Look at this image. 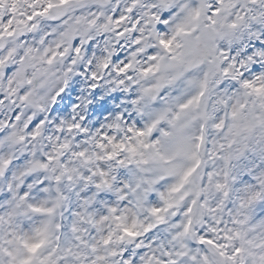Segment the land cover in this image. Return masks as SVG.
I'll return each mask as SVG.
<instances>
[{
  "label": "snow or ice",
  "instance_id": "6c2138e0",
  "mask_svg": "<svg viewBox=\"0 0 264 264\" xmlns=\"http://www.w3.org/2000/svg\"><path fill=\"white\" fill-rule=\"evenodd\" d=\"M0 264H264V0H0Z\"/></svg>",
  "mask_w": 264,
  "mask_h": 264
}]
</instances>
